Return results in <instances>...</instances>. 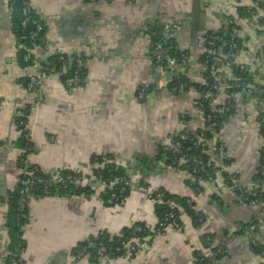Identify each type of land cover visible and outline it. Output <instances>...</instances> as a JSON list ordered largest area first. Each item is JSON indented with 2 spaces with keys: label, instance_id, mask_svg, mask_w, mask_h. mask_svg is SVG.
<instances>
[{
  "label": "crops",
  "instance_id": "crops-1",
  "mask_svg": "<svg viewBox=\"0 0 264 264\" xmlns=\"http://www.w3.org/2000/svg\"><path fill=\"white\" fill-rule=\"evenodd\" d=\"M12 1L0 0V264H6L9 255L7 219L21 176L23 119L33 147L28 165L48 174L68 171L83 176L106 163L125 171L132 165L136 177L151 188L190 198L193 206L192 214L181 209L179 222L166 234L154 236L145 252L119 259L100 256L94 262L88 253L81 259L75 256L89 237L119 234L136 223L155 230L157 208L147 193L131 190L125 202L114 207H106L96 194L31 199L21 230L22 264H195L199 255L210 260L207 264H264V205L244 202L225 185L220 171L215 183H202L197 194L187 170L168 166L159 157L180 130L182 118L190 135L204 127L201 96L194 90L170 94L166 74L149 58L152 42L147 33L153 19L180 23L176 42L190 58L184 79L194 85L205 79L204 39L189 29L191 0H30L49 42L34 56L43 63L57 54L84 58L82 85L68 89L50 74L43 77L38 93L27 87L35 73L21 61ZM202 12L206 32L219 30L226 17L234 20L243 40L235 67L244 66L251 84L264 86L259 8L251 0H202ZM224 76L228 81L234 78L231 70ZM143 84L149 86V94L139 101L136 93ZM224 100L219 97L213 107ZM256 105L254 98L234 97V113L214 140L224 146L227 158L224 163L217 159L215 166L236 175L237 184L247 191L261 188L264 193V178L256 185L261 168L264 176V138ZM98 158L104 162L98 163ZM250 226L255 228L247 230ZM204 236L213 238L210 247ZM218 246L225 255L213 259L210 249Z\"/></svg>",
  "mask_w": 264,
  "mask_h": 264
},
{
  "label": "built area",
  "instance_id": "built-area-1",
  "mask_svg": "<svg viewBox=\"0 0 264 264\" xmlns=\"http://www.w3.org/2000/svg\"><path fill=\"white\" fill-rule=\"evenodd\" d=\"M22 5L21 9V27L26 29L32 27L33 29L28 34L29 47L28 56L24 57V62L30 63L29 66L34 70L33 75L29 77L27 87L29 90H34L39 92V86L42 82L43 77L50 74H56L61 80L62 84L69 88L76 86L80 81V74L84 69L83 56L76 54L74 56H66L64 54H57V64L43 63L40 62L33 54L36 50L42 49L46 50L49 46L48 38L44 33L42 24L35 18L30 17V0H19ZM95 0H88L89 3H93ZM237 3L239 0H231ZM254 7L259 8L261 12V18L263 19L264 28V0H251ZM154 29V30H153ZM155 29L159 31H155ZM182 29V24L171 22L162 19H153L148 28V37L152 42V49L149 54L150 60L158 67L159 70L164 72L167 76V82L165 84L166 90L172 95H180L189 90L196 91L201 96V102L198 104L199 108L204 112L207 110H213L212 102H214L219 97H224L225 100L220 104L221 113H228L234 108V97L237 95L243 96V98H251L252 94L255 92L254 85L251 84L250 79L252 78L249 70L244 66H237L240 73L247 74L246 78L234 79L231 81L226 80L224 74L227 70L233 72L234 57L243 48V40L240 37L236 24L234 20L230 17H226L223 21V25L219 28L222 30V34L213 32L211 35H207L205 31L204 36V52L202 55V69L204 74H208L212 78L213 83H206V80L200 82V89H196L193 86L186 87L183 82L175 81V79H180L181 75H186L190 71V58L186 51L181 50L176 42V35ZM264 30V29H263ZM20 45V48H23ZM24 50H26L24 48ZM237 52V53H235ZM264 59V55L262 56ZM261 58V61L263 60ZM264 64V62H262ZM257 64H260L258 61ZM71 71L70 75L67 72ZM228 82H233L227 84ZM193 84V83H192ZM237 89L235 93H229L231 90ZM260 96L255 98L257 100L256 110L258 117H260V122L264 124V90H259ZM149 86L146 84L141 85L136 93V98L139 101H145L148 98ZM209 107V109H207ZM221 114V115H223ZM182 118L181 128L178 132L173 134L171 137V144L169 146L171 157L170 166L173 168L180 169L184 166V169L189 171L192 176L193 181L198 185L194 191L199 194L201 193V184L209 183L214 184L218 172H216L215 161L220 159L222 161L226 160V150L224 146L220 143H214L216 134L218 133L214 126L210 125L213 121V114L207 113L203 115L204 127L200 130L199 134L196 136L197 140L192 142L189 146H185L188 141V135L186 132L185 121ZM184 121V122H183ZM22 122H20V126ZM208 132L212 135L210 139H206L204 133ZM262 137L264 138V130L262 132ZM25 146L22 147L23 155L19 161V166L21 169V178L19 179V196L17 201V220L27 219L28 215L24 213L26 211L28 203L31 199H41L45 197H58L61 190L57 185L63 184L65 187L69 188L68 194H71L73 189H81L86 185H89L92 189V194L88 196L91 198L95 194L100 196L101 193L108 194L106 201L103 203L106 207H114L121 205L125 202L127 190L139 189L147 193L151 202L157 204H163L167 206V210L164 211L162 215V221L157 225V230L155 236H160L166 234V231L172 228L169 224L170 220H174L176 210H181L182 208L178 206L177 203L170 200H165L162 193L156 191V189L151 188L147 183L140 184V178L136 175L119 176L112 174L114 170H110L109 164H102L95 168L94 173L90 175H79V174H66L61 173H45L38 166L28 165L26 163V158L28 156L27 144L30 141V137L26 131L24 134ZM193 146L199 147L200 153L195 156L190 154ZM181 155L178 156V155ZM203 154L208 156L207 159L203 158ZM214 155V156H212ZM165 157V156H164ZM167 160V158H164ZM32 166V167H31ZM225 171V170H224ZM228 174L227 179L224 180L225 185L232 190V192L239 193L240 198L253 206L260 205L262 203L258 202L253 191H247L245 188L237 184V177L234 174ZM106 173L108 175H106ZM45 175L44 176H42ZM200 176L197 177V175ZM202 174V175H201ZM202 176L206 181H202ZM264 178L263 169L261 168L259 176L257 178L256 185L261 183ZM34 184H43V195L39 196L33 194L32 187ZM51 185H54L51 189ZM52 190V191H51ZM190 201H187L186 206H190ZM255 226H250L247 230L254 229ZM164 229V232L162 231ZM140 228L136 227L133 232L126 236L125 240H121L120 236L117 243L125 249V256L132 257L148 250V241L150 237L139 238L138 233ZM105 238H99L93 236L92 239L88 240L89 246L93 245L97 248V253L91 255L90 258L95 262L100 256H106L110 258L113 248L112 246H106L104 242ZM111 240V239H110ZM253 246L257 244L253 241ZM22 252L14 251L13 259L10 264H22ZM222 252L218 249L217 253ZM86 249H83L76 255V259H81L86 255ZM123 257H114L113 259H119Z\"/></svg>",
  "mask_w": 264,
  "mask_h": 264
},
{
  "label": "trees",
  "instance_id": "trees-1",
  "mask_svg": "<svg viewBox=\"0 0 264 264\" xmlns=\"http://www.w3.org/2000/svg\"><path fill=\"white\" fill-rule=\"evenodd\" d=\"M11 4H12V9H13V24H14L13 25V32L16 35L17 41L20 42L21 46L23 47V48H20L21 61H23V63L27 66L30 63L24 62V57L25 56H28L29 58L31 57L27 53L28 52V48L27 47H29L28 34L33 28L31 26L26 28V29H23L21 27V21L23 19L22 16H21V9H22L21 2L19 0H13L11 2ZM242 14L243 13L241 12V9L239 8L238 9V15L241 16ZM30 17L34 18V19L36 18L40 22V20L37 18V16L33 12L32 8H30ZM260 24L263 25V19H261ZM155 31H159V30L155 29ZM221 32H222V30L220 29V30H217L215 33L222 34ZM259 32L263 33V35H264V31H261V29L259 30ZM212 33L213 32L208 31L207 35H211ZM24 48L26 50H24ZM235 53H237V52H235ZM83 60H84V58H83ZM49 61H50L49 62L50 64H53V63L57 64V62H58L57 57H54V56L50 57ZM201 61H202V58H201ZM232 68H233V72H234V74H233L234 75V79H241V78L244 79V78L247 77V74L240 73L238 67L233 66ZM70 74H71V71H68L67 75H70ZM83 77H84V69L82 70V73L80 74L79 83L76 86H74V87L82 85ZM180 77H181L180 79L179 78L175 79V81L183 82L187 88L190 87V86H193L196 89L202 88V87H200L199 84H195L194 85V84L188 82L186 79H184V76L183 77L180 76ZM207 77L209 78L208 74H206V76H205L206 83H208V84L209 83H213L212 78L208 79ZM250 82H251V80H250ZM230 83H233V82H230ZM74 87H69L68 89H72ZM254 88H255V92L252 94L251 98L255 99V98H258L260 96L259 90H264V86H260L258 84H254ZM235 92H237V89L229 91L230 94L231 93L233 94ZM207 109H209V107ZM219 109H221V106H217L213 110L210 109V110L204 111V114H207V113H212L213 114V121L210 123V125H212V126L215 125L214 128H215V130L217 132L220 130V127H221L222 123L225 120H227V118H229L234 113V108L231 109L228 113L225 112L224 114L221 113L219 111ZM221 114H223V115H221ZM259 120H260V117H259ZM20 122H22V125L20 126L21 130H22L21 145H22V147H24L25 146L24 134L26 133L25 119H23ZM260 124H261V134H262V132L264 130V124H262L261 122H260ZM19 125H20V123H19ZM204 125H207V124H204ZM199 132H200V130L197 131L194 136L187 133L189 138H188V141L186 142L185 146H189L192 142L196 141L197 140L196 136L199 134ZM204 135H205L206 139H210L212 137V135L210 133H208V132H205ZM27 149H28L27 150L28 153L32 152L33 147H32V143L31 142H29L27 144ZM200 150L201 149L199 147L197 148L196 146H193V149L190 152V154L195 156L196 154L200 153ZM161 156H163V158H167V160H164V162L168 166H170V157H171L170 149L168 148L167 150L166 149L161 150L159 152V157H161ZM178 156L181 157L180 154ZM202 156L205 159L208 158V156H206L205 154H203ZM97 160H98V163L104 162V159H102V158H98ZM223 163H224V161H223ZM260 167H264V154H262V157H261V165H260ZM109 168H110V170H112V171L114 170L115 171V172H112V174L119 175V176H128L126 174L125 168L123 169V168L115 167L114 165H111V164L109 165ZM180 169H184V166H182ZM215 170H216V172L220 171V175L224 178V180L227 179L228 174L224 170H219V169H217V167L215 168ZM93 173H94V171H93ZM61 174L66 175V174H76V173L64 171ZM106 175H108V174L106 173ZM42 176L45 177V175H43V174H42ZM198 176H200V174H198L197 177ZM139 180H140V184L146 183L141 178ZM202 181H204V182L206 181V179L203 176H202ZM53 186L54 185H51V189L53 188ZM57 186L61 190L60 194L58 195V197H60V198L61 197H69V196H73V195H79V194H82V195H84L85 197L88 198V196L93 193L92 189H91V187L89 185H86V186H84L81 189H77V190L73 189L71 194H68V190L71 187L67 188L63 184H60V185H57ZM197 187H198V185L194 182L192 184V188L195 189ZM19 190H20V185H19V182H18L17 189H16L15 193L12 195V200H11V205H10V213H9L8 219H7V227H8V230H9L10 242H9V245H8L9 255H8L6 264H10L11 260L13 259V255H14V251L15 250H18V251H23L24 250L23 239H22V231L21 230H22V227L26 224L27 219L26 220L25 219H20L19 221L17 220V201H18V196H19ZM32 191H33V194L42 196L43 195V184H34L33 187H32ZM130 191L131 190H129V189L127 190L126 198H127V196H128ZM156 191L159 192V193H162L164 195V197H165V200H170V201H174L175 203H177L178 206H180L184 210V212H186V214H192L191 208L193 206V201L190 198L176 197V196L170 195L168 193H165L164 191L157 190V189H156ZM253 192L255 193V197H253V198L258 199V202L262 203L264 205V193H262V189L261 188H257ZM235 193L239 195V193H237V192H235ZM99 197L102 200V202L104 203L106 201L107 197H108V194L101 193ZM187 201L191 202L190 206H186ZM154 206L157 208V214H158L157 224H158L160 221H162V215H163L164 211L167 210V206L163 205V204H157V203H154ZM174 212H175V217L173 218L174 220H170L169 221V224H171L172 227L175 226L179 222V216H180V210L179 209L178 210L174 209ZM24 213H26L28 215L27 209H26V211H24ZM136 227L140 228V232L138 233V237L139 238L150 237L151 239L148 241V244H150L152 238L155 236V232L157 230V225L155 226V230L153 232H150L149 230H147L140 223H136V224H133L130 228L122 230L119 234L102 233V234L95 235V237H99V238L104 237L105 238L104 242H105L106 246H112L113 251H112V254H111L110 258L113 259L114 257H116V258L124 257L126 252H125V249H123V247L119 244V242L117 243V240L119 239L117 236H120L121 240H125L126 236L131 234L133 232V229L136 228ZM162 231L164 232V229H162ZM92 238H93V236L89 237L87 239V241H85L81 245V247L79 246L80 248L78 247L79 249L75 253V256L79 252H81L83 249H86V252L88 253L89 256L94 255V254H96L98 252L97 248L94 245L92 247L89 246L88 240L92 239ZM204 241H205L206 246L210 247L212 245L213 238L211 236H204ZM253 247H255L253 249H256V250H258V248H259L258 245L257 246H253ZM218 249H220L222 252L217 253ZM210 250H211L210 252H211V255L213 256V259H220V258L224 257V255H225L224 252H223L224 250H223L222 247H219V246L218 247H213ZM209 262H210V260L208 261V259L206 257H203V256L199 255L198 258L196 259L195 264H207Z\"/></svg>",
  "mask_w": 264,
  "mask_h": 264
},
{
  "label": "water",
  "instance_id": "water-1",
  "mask_svg": "<svg viewBox=\"0 0 264 264\" xmlns=\"http://www.w3.org/2000/svg\"><path fill=\"white\" fill-rule=\"evenodd\" d=\"M190 22L189 29L190 34L196 35L199 38H204L205 31L203 30L202 23L206 22L205 15L202 12V0H191V9H190ZM249 99V97L245 98ZM134 160H132L133 162ZM126 171L127 175H136V171L131 168Z\"/></svg>",
  "mask_w": 264,
  "mask_h": 264
}]
</instances>
